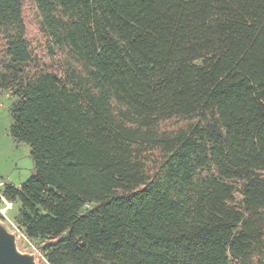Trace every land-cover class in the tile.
<instances>
[{
    "label": "trees",
    "instance_id": "16d2710c",
    "mask_svg": "<svg viewBox=\"0 0 264 264\" xmlns=\"http://www.w3.org/2000/svg\"><path fill=\"white\" fill-rule=\"evenodd\" d=\"M33 4L48 62L0 0L4 195L47 263L264 264V0Z\"/></svg>",
    "mask_w": 264,
    "mask_h": 264
},
{
    "label": "rangeland",
    "instance_id": "374dc122",
    "mask_svg": "<svg viewBox=\"0 0 264 264\" xmlns=\"http://www.w3.org/2000/svg\"><path fill=\"white\" fill-rule=\"evenodd\" d=\"M25 20L28 27V37L39 56L48 62L43 48V38L39 33L37 16L33 0H24ZM8 59L0 51V76L4 73ZM17 99L10 91L0 88V193L4 194L5 185L20 187L27 183L35 174V163L31 155V149L26 144L16 142L11 136L13 124L12 108ZM175 122H169L164 128L172 129ZM13 203V202H12ZM13 209L8 212V219L0 217V222L13 234L18 235V246L23 252H38L36 242L29 241L17 224L19 204L13 203ZM39 253V252H38ZM37 261L40 264H48L43 255L39 253Z\"/></svg>",
    "mask_w": 264,
    "mask_h": 264
},
{
    "label": "water",
    "instance_id": "95a60500",
    "mask_svg": "<svg viewBox=\"0 0 264 264\" xmlns=\"http://www.w3.org/2000/svg\"><path fill=\"white\" fill-rule=\"evenodd\" d=\"M38 252H23L18 246V235L11 233L0 222V264H40Z\"/></svg>",
    "mask_w": 264,
    "mask_h": 264
},
{
    "label": "built area",
    "instance_id": "2783aa9c",
    "mask_svg": "<svg viewBox=\"0 0 264 264\" xmlns=\"http://www.w3.org/2000/svg\"><path fill=\"white\" fill-rule=\"evenodd\" d=\"M14 204L4 194L0 193V217L8 219V212L13 209Z\"/></svg>",
    "mask_w": 264,
    "mask_h": 264
}]
</instances>
